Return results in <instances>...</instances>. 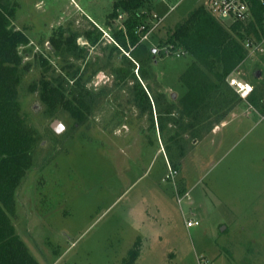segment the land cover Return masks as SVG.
Returning a JSON list of instances; mask_svg holds the SVG:
<instances>
[{
  "label": "rangeland",
  "instance_id": "obj_1",
  "mask_svg": "<svg viewBox=\"0 0 264 264\" xmlns=\"http://www.w3.org/2000/svg\"><path fill=\"white\" fill-rule=\"evenodd\" d=\"M16 1L15 25L28 33L34 48L24 58L31 69L20 97L46 141L37 156L40 166L17 192L15 226L39 264H126L134 253L135 264H201L203 259L264 264V116L240 96L243 102L225 126L216 127H221L217 135L213 132L187 152L172 181L164 140L148 116L128 101L127 88L112 89L108 72H100L92 86L106 87L110 95L75 131L68 112L47 117L39 94L30 90L44 70L41 54L53 66L59 64L50 51L55 30L82 35L96 25L103 41L89 50V57L105 58L102 47L113 43L114 29H121L126 18H108L117 0ZM153 1L161 14L169 15L159 27L151 22L153 30L143 39L157 61L142 86L176 101L186 91L180 77L192 58L179 51L163 57L167 48L160 43L201 2ZM77 43L87 45L83 36ZM259 44L232 76L253 88L264 81V41ZM48 129L62 137L65 148L45 164L55 137ZM176 185L186 189L181 204ZM190 220L198 225L188 227Z\"/></svg>",
  "mask_w": 264,
  "mask_h": 264
},
{
  "label": "trees",
  "instance_id": "obj_2",
  "mask_svg": "<svg viewBox=\"0 0 264 264\" xmlns=\"http://www.w3.org/2000/svg\"><path fill=\"white\" fill-rule=\"evenodd\" d=\"M113 6L109 19L116 20L120 14L126 18L121 29H114L113 43L102 47L105 58L98 54L89 57V50L103 41V33L96 25L82 35L67 36L66 31L55 30L50 51L59 64L53 66L41 54L38 60L44 70L30 90L39 94L47 117L56 118L58 113L68 112L74 121L71 130L75 131L95 116L101 102L110 95L111 90L106 87L92 86L100 72H108L114 79L112 89L127 88L128 101L141 116H148L152 129L165 142L170 168L179 173L187 152L224 124L242 104L243 99L230 86L229 79L250 56L247 42L264 41V8L257 6L248 22L229 24L200 4L168 30L167 41L160 43L167 48L162 56L179 51L192 58L180 77L186 91L175 101L173 96L168 99L163 92L154 93L142 86L157 61L155 52L147 48L143 39L153 30L151 22L159 27L169 14H161L153 0H117ZM18 10L16 0H0V264H39L15 226L17 192L40 166L37 156L46 141L31 123L20 97L24 77L31 69V63H25L24 58L31 56L34 48L28 33L15 25ZM80 36L86 39L88 47L77 43ZM40 44L44 46L45 41ZM246 100L264 116V81ZM47 131L55 137L45 164L65 148L62 137L52 129ZM180 186L178 189L176 185V193L184 196L186 189ZM137 258L134 253L126 264H135Z\"/></svg>",
  "mask_w": 264,
  "mask_h": 264
},
{
  "label": "built area",
  "instance_id": "obj_3",
  "mask_svg": "<svg viewBox=\"0 0 264 264\" xmlns=\"http://www.w3.org/2000/svg\"><path fill=\"white\" fill-rule=\"evenodd\" d=\"M201 4L204 5L213 15L222 21L233 24L236 22H248L253 16L257 9V6L264 8V0H200ZM157 18V16H155ZM264 18V14H263ZM160 21H163L161 18ZM157 25V24H156ZM246 46L252 51H258L261 46L259 43L248 41ZM230 86L245 100L251 95L254 88L242 82L237 81L235 78L229 79ZM179 173L170 168V175L168 178L175 180ZM187 194V193H186ZM186 194L184 196H186ZM182 196V197H184ZM178 202L181 204L182 198L177 195ZM188 227L197 226L198 223L194 221H188ZM201 264H212L208 259H203Z\"/></svg>",
  "mask_w": 264,
  "mask_h": 264
},
{
  "label": "crops",
  "instance_id": "obj_4",
  "mask_svg": "<svg viewBox=\"0 0 264 264\" xmlns=\"http://www.w3.org/2000/svg\"><path fill=\"white\" fill-rule=\"evenodd\" d=\"M223 126H225V125H222V127H223ZM220 131H221V127H220L217 131L214 130L213 135H214L215 133H216V135H217Z\"/></svg>",
  "mask_w": 264,
  "mask_h": 264
},
{
  "label": "water",
  "instance_id": "obj_5",
  "mask_svg": "<svg viewBox=\"0 0 264 264\" xmlns=\"http://www.w3.org/2000/svg\"><path fill=\"white\" fill-rule=\"evenodd\" d=\"M173 97H174V96H173ZM55 127L57 128L58 131L61 130V127H60V125H59L58 123H56V126H55Z\"/></svg>",
  "mask_w": 264,
  "mask_h": 264
}]
</instances>
